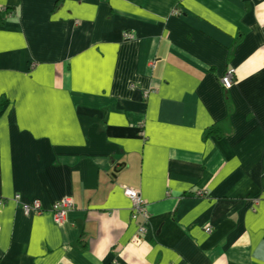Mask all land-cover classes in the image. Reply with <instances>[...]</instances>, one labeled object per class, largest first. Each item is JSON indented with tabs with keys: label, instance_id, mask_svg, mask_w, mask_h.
I'll return each mask as SVG.
<instances>
[{
	"label": "crops",
	"instance_id": "1",
	"mask_svg": "<svg viewBox=\"0 0 264 264\" xmlns=\"http://www.w3.org/2000/svg\"><path fill=\"white\" fill-rule=\"evenodd\" d=\"M0 98V264H264V0H0Z\"/></svg>",
	"mask_w": 264,
	"mask_h": 264
},
{
	"label": "built area",
	"instance_id": "2",
	"mask_svg": "<svg viewBox=\"0 0 264 264\" xmlns=\"http://www.w3.org/2000/svg\"><path fill=\"white\" fill-rule=\"evenodd\" d=\"M175 13L178 12L175 10ZM123 36L128 40L133 38L132 34L130 33H127ZM233 75L234 70L229 69L222 76L221 84L225 90H228L232 87ZM122 191L124 196L130 201V217L136 223V233L132 236L130 243L132 245L139 246L147 233V225L149 219L146 210L147 206L139 191L127 187H123ZM10 200L18 205L25 216L31 214L41 215L44 213H50L54 224L58 226L62 225L65 222L67 212L72 210L74 207L73 199L70 196H66L64 198H61L60 200L53 202L48 209L43 208L41 202L37 199L29 201L21 200L19 194H15ZM3 203L4 201H0V205H2ZM206 231L210 232L208 228L206 229Z\"/></svg>",
	"mask_w": 264,
	"mask_h": 264
},
{
	"label": "trees",
	"instance_id": "3",
	"mask_svg": "<svg viewBox=\"0 0 264 264\" xmlns=\"http://www.w3.org/2000/svg\"><path fill=\"white\" fill-rule=\"evenodd\" d=\"M8 103L9 102L5 98H0V115H2L6 111ZM211 135H214V136H217V137L221 136V127H220V125H217V126H214L212 128H209L204 133V137L205 136H211Z\"/></svg>",
	"mask_w": 264,
	"mask_h": 264
},
{
	"label": "rangeland",
	"instance_id": "4",
	"mask_svg": "<svg viewBox=\"0 0 264 264\" xmlns=\"http://www.w3.org/2000/svg\"><path fill=\"white\" fill-rule=\"evenodd\" d=\"M174 12H175V10H174ZM126 34H127V33H125L124 35H126ZM128 35H129V34H128ZM228 70H229V69H228ZM225 73H226V72H225ZM225 73H224V74H225Z\"/></svg>",
	"mask_w": 264,
	"mask_h": 264
}]
</instances>
